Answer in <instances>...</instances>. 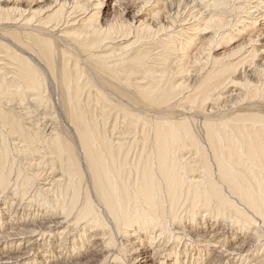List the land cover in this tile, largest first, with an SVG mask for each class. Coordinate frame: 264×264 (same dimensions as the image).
<instances>
[{
	"label": "bare ground",
	"instance_id": "1",
	"mask_svg": "<svg viewBox=\"0 0 264 264\" xmlns=\"http://www.w3.org/2000/svg\"><path fill=\"white\" fill-rule=\"evenodd\" d=\"M121 1L0 0V264H264V1Z\"/></svg>",
	"mask_w": 264,
	"mask_h": 264
},
{
	"label": "rangeland",
	"instance_id": "2",
	"mask_svg": "<svg viewBox=\"0 0 264 264\" xmlns=\"http://www.w3.org/2000/svg\"><path fill=\"white\" fill-rule=\"evenodd\" d=\"M46 2H44V3H42V4H39V5H41V6H43V4H46L49 0H45ZM256 0H245V2L244 1H238V3L240 4V6H243V7H245V6H247L246 8H248V6L249 7H251V9H250V11L251 12H253L254 10H255V7H254V2H255ZM257 1H259V0H257ZM256 1V2H257ZM260 1H262V0H260ZM264 1V0H263ZM121 2H123V1H121V0H110V2H109V8L110 9H108V11H107V13L108 14H116L117 15V13L118 14H122V12L124 13V15H126V17H127V19L130 21V20H132V16L134 15V13H135V11L137 10V8H138V5L137 4H133V6H132V4L131 3H129L128 4V2H123V3H121ZM25 3V2H24ZM125 3H126V5H125ZM130 4H131V6H132V8H130L129 7V9H127L126 7L127 6H130ZM253 5V6H252ZM23 6H25V5H23ZM126 6V7H125ZM153 5H151V7H152ZM121 9V10H120ZM120 10V11H119ZM253 10V11H252ZM119 11V12H118ZM113 12V13H112ZM133 14V15H132ZM244 13H242V17L245 19V17L247 16L246 14H244ZM257 14V13H256ZM27 15V14H26ZM124 15H122L123 17H124ZM125 17V18H126ZM141 18V17H140ZM136 19V18H135ZM188 20V19H187ZM189 21V20H188ZM237 21V19H235V22ZM181 22V20H175L174 21V25L173 26H171L169 29L171 30H162V35H161V39L163 38V39H165L166 40V38H174V36H176L177 34H178V31L180 30V28L181 27H185V28H187L190 24H188V25H186V26H181L179 23ZM192 21H190L189 23H191ZM235 22H233V24L235 23ZM177 23V24H176ZM165 24V25H164ZM182 24V23H181ZM163 25V27H167L168 25H170V24H168V23H166V21H162V24H160V25H157V26H154V28H153V30H158L159 28H160V26H162ZM157 27V28H156ZM175 28V29H174ZM178 29V31H177V29ZM61 30V29H60ZM172 32V33H171ZM124 38H119V39H117L116 40V42H119V41H121V40H123ZM129 40V41H128ZM133 44L134 43V39L132 38H129V39H125V40H123L121 43H119L118 45L117 44H115L114 45V47H115V51H118V50H120L121 48H123V47H126V46H128L129 44ZM177 44H180L179 42H177ZM124 45V46H123ZM157 47V45L156 44H154V42H151L150 41V39L149 40H147V39H143V41L141 42V43H139V44H136V45H132L130 48H129V51H136V50H142V51H151V50H154L153 51V53H156V51H158L160 48H156ZM177 50H182V48L180 47V48H178V49H176V51ZM112 52V51H111ZM177 53H178V51H177ZM151 58L152 57H150L149 58V62H150V64H151V62H152V60H151ZM25 205V204H24ZM32 205V207L30 208V206ZM29 206V209H27V210H25L24 212L25 213H27V214H30L31 216H33V215H35V214H37V208L35 207V205H34V202H32L30 205H28ZM17 208H19V206L17 207ZM29 210V211H28ZM32 211V212H31ZM22 212H23V210L22 209H20L19 210V213L20 214H22ZM6 220L7 219H4V223L6 222ZM66 226H71V224L70 225H66ZM41 239V237H38V240L37 241H41L40 240ZM18 244H19V242H18ZM3 246H5V245H1L0 244V247H3ZM6 247V246H5ZM67 248L68 247H63L62 248V250L60 251V250H58V249H55V248H53L52 250L51 249H47L46 250V254H45V256L47 257V256H49V255H52V254H58V253H67ZM45 248H42L40 251H39V253H40V258H42V253H45L44 250ZM52 251V252H51ZM33 252V253H32ZM63 253V254H64ZM27 257H30V259L27 261H25V263L23 262V261H21L20 263H16V262H14V260L12 261V262H9L7 259H5V263L8 261L9 263L8 264H29V262H30V264H37L36 263V261H37V259H35L34 260V258L36 257V258H38L37 256H36V252H34V249L32 248V250H31V252L30 253H28L27 255H26ZM38 262H41L40 261V259H39V261ZM42 263V262H41Z\"/></svg>",
	"mask_w": 264,
	"mask_h": 264
}]
</instances>
